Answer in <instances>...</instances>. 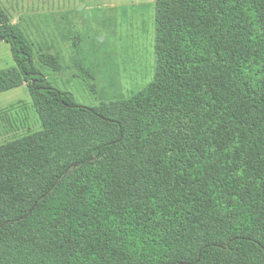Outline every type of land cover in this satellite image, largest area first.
I'll use <instances>...</instances> for the list:
<instances>
[{"label":"trees","instance_id":"16d2710c","mask_svg":"<svg viewBox=\"0 0 264 264\" xmlns=\"http://www.w3.org/2000/svg\"><path fill=\"white\" fill-rule=\"evenodd\" d=\"M0 41L40 123L0 145V264H264V0H155L153 81L100 107L1 1Z\"/></svg>","mask_w":264,"mask_h":264},{"label":"rangeland","instance_id":"374dc122","mask_svg":"<svg viewBox=\"0 0 264 264\" xmlns=\"http://www.w3.org/2000/svg\"><path fill=\"white\" fill-rule=\"evenodd\" d=\"M32 44L35 66L83 106L133 97L155 75V0H0ZM56 58L61 71L41 62ZM15 65L0 41V71ZM40 130L29 88L0 94V145Z\"/></svg>","mask_w":264,"mask_h":264}]
</instances>
